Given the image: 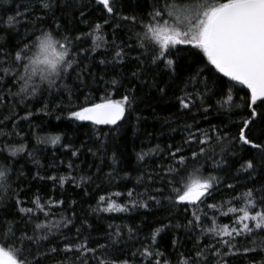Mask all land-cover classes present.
<instances>
[{"label": "snow or ice", "instance_id": "1", "mask_svg": "<svg viewBox=\"0 0 264 264\" xmlns=\"http://www.w3.org/2000/svg\"><path fill=\"white\" fill-rule=\"evenodd\" d=\"M144 3L125 14L123 0H0V136H9L4 128L15 129L34 115L26 103L32 99L46 101L40 109L45 115L54 104L67 111L69 120L95 126L91 144L63 146L76 159L90 154L87 169L94 172L70 160L67 168L82 175L45 177L37 171L32 177L60 187L71 182L88 195L89 185L99 189L116 179L122 154L109 148L110 133L114 136L115 128L130 117L146 119L134 107L140 91L170 96L183 117L182 141L137 151L135 184L98 195L91 212L100 217L150 210L152 205L169 213L180 209L186 222L169 220L143 233L135 221L117 224L110 216L99 235L101 229L87 215L80 218L73 209L65 216L63 200L38 193L30 200L21 198L16 181L24 173L16 169L15 158L26 152V145L8 140L0 142V264H173L171 257L175 264H233L250 254L260 258L247 264H264V185L215 200L222 189L235 193L238 181L226 178L233 170L253 181L264 176V0ZM94 11L101 13L103 24L89 21ZM104 25H111L108 39ZM180 51L192 56L191 64H179ZM117 92L120 98L114 99ZM210 110L227 115L229 122L203 127L198 114L208 120ZM36 139L55 146L61 138ZM27 156L42 167L32 152ZM189 161L194 162L191 168ZM208 164L224 176L205 175ZM104 166L111 169L106 174ZM114 197H124V203ZM58 214L60 219L53 220ZM166 231L170 240L162 248ZM121 241L125 247L118 246Z\"/></svg>", "mask_w": 264, "mask_h": 264}, {"label": "trees", "instance_id": "2", "mask_svg": "<svg viewBox=\"0 0 264 264\" xmlns=\"http://www.w3.org/2000/svg\"><path fill=\"white\" fill-rule=\"evenodd\" d=\"M86 4L88 0H83ZM144 0H123V11L125 14L132 12L133 10L144 8ZM119 7V5H118ZM79 15L76 14V22H79ZM88 19L90 22L94 21L96 23L103 24V16L100 12H92ZM79 27L85 31H88V27L85 24H79ZM111 31V25H104L103 33L105 38H110L108 33ZM123 35V33H121ZM91 40H89V44ZM103 49H100L96 54L99 58ZM135 54V53H134ZM179 64L183 67L192 63V56L186 51H180L176 53ZM102 70V69H101ZM127 71V68L124 69ZM246 91V90H245ZM99 95H103L100 92ZM139 95L141 96L140 101L134 107L136 108V114H142L146 119L137 122L135 117H130L129 123L123 124L122 127L115 128L114 136H112L109 148L115 149L118 153L122 155L119 157V163L116 165L118 170V175L116 179L112 182L111 186L108 185L107 181H104L103 186L99 189L95 187V184L88 186V195H85L84 187H76L73 183H65L63 187L59 184L55 186L51 181L45 179L41 181L39 179H32L36 175L37 171L42 176L58 175V176H68V175H82L83 172L73 171L67 168V163L70 160H74L75 163L80 164L81 169H87V164L92 163V157L90 154L84 156L82 155L79 159L73 158L69 151H66L63 147L64 145H71L73 147H79L81 142L88 141L89 144L92 143L89 137L93 135L92 129L95 126L90 124L82 125L81 122H74L67 118V111L63 109H57L54 104L49 105V114L45 115L44 112L40 111L43 107L45 100L32 99L27 101L28 107L33 111L34 115L28 120H22L19 122V127L13 129L11 125L4 128L3 131L10 133L9 136H0V142H6L11 140L14 146H19L21 143L26 145V152L20 154L15 158L17 161L16 169L21 170L24 176L16 181L22 189L20 195L22 199L30 200L35 194H39L44 197H53L57 200H63L64 205L61 210L65 216H71L73 209L76 215L83 218L87 215L90 222L94 224V227L101 229L99 235H103V229L108 222V217H116L115 223L117 224H129L130 221H135L137 225H141L143 233L148 231V226H161L163 223H168L169 220L172 222H186L184 221V215L180 209H174L172 213H169L166 208L156 207L150 205V210L139 209L138 211L132 213H101L100 217H97L91 212V208L96 207V200L98 195H108L110 192L119 191L135 184V177L139 174L137 169L139 167L136 160L135 153L140 151L141 148L147 150L148 147H154L157 143L160 144L162 148L166 147L167 144H178L182 141L183 131V117L180 113L175 112L173 107V101L168 97H161L159 94L154 92H147L146 90H141ZM243 95V92H240ZM114 99L120 98V93L117 92L113 96ZM90 100H95V96L90 97ZM81 101L83 97L81 96ZM98 102V101H96ZM219 108V105H216ZM19 115H25L24 111L18 110ZM57 117H60L57 119ZM203 127H208L209 123L221 124L228 123L229 117L227 115H220L216 111L210 110L208 120H204L199 116ZM233 119L237 117L233 116ZM188 122H191L189 120ZM123 123V122H121ZM107 130L109 127L114 126H100ZM260 126L257 125L259 130ZM173 129H176L173 131ZM235 130L233 129V132ZM18 133V135H17ZM60 136V143L53 146L51 144L37 143V137H54ZM27 152H32L35 159L39 160V169L33 163L32 159L27 156ZM111 155V153H109ZM164 156L161 153L155 159H160ZM219 159V157H217ZM60 161H64L63 164ZM81 161H86V163H81ZM110 162V161H109ZM142 163V162H141ZM194 162L189 161V168H191ZM208 169L205 175L212 174L218 176H224V173L213 170L211 165H205ZM239 165H234L233 169L238 168ZM111 169L104 166V173L106 174ZM89 172H94L95 169H87ZM125 172L129 173L128 177L123 178ZM230 181H238L235 193L231 190L222 189L220 192L215 193V200L219 202L220 200L230 199L233 194L239 195L246 188L256 187L264 185V176L258 175L253 181L247 177V174L240 173L237 174L233 170L228 177ZM95 183H101V180H96ZM15 187V184L13 185ZM142 191V188H140ZM118 203H124V197L115 198ZM72 201H76L75 205ZM212 201H209L211 203ZM166 204V202H165ZM226 210V208H225ZM120 218H123L121 220ZM53 220L60 219L59 214L52 217ZM222 222L227 223L228 218H221ZM141 221L145 223L142 225ZM79 221H77L78 223ZM67 231V230H65ZM74 231V229H73ZM143 233L141 235H143ZM96 235L97 233H93ZM181 236L183 240V231L180 230L177 233ZM163 240L161 241V246L163 248L170 240V233L167 231L162 233ZM125 236H127V230L125 229ZM104 242V241H101ZM55 243V241H53ZM128 244H133L134 241H128ZM189 247L191 246L190 241H184ZM119 247H125V241H121L118 245ZM136 247H139L137 244ZM128 249L126 248V251ZM132 250H135L134 248ZM171 249H169L170 251ZM259 256L253 257L251 254L245 259L241 258L233 261V264H247L249 260L256 259L259 260ZM173 264H175V257H171Z\"/></svg>", "mask_w": 264, "mask_h": 264}]
</instances>
